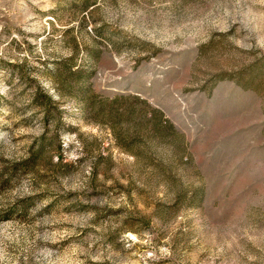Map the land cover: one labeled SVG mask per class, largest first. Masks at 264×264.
<instances>
[{"label":"rangeland","instance_id":"obj_1","mask_svg":"<svg viewBox=\"0 0 264 264\" xmlns=\"http://www.w3.org/2000/svg\"><path fill=\"white\" fill-rule=\"evenodd\" d=\"M0 264H264V0H0Z\"/></svg>","mask_w":264,"mask_h":264},{"label":"trees","instance_id":"obj_2","mask_svg":"<svg viewBox=\"0 0 264 264\" xmlns=\"http://www.w3.org/2000/svg\"><path fill=\"white\" fill-rule=\"evenodd\" d=\"M42 104L44 106H46V113H47L46 117L51 116L53 114V112H52L53 109L51 107L55 105V102L53 101L52 96H50V95L46 96L45 95V100H43ZM58 114H60V113L58 112ZM54 118L57 120L58 124L61 123V120H60L61 116L60 115H59V117H54Z\"/></svg>","mask_w":264,"mask_h":264}]
</instances>
